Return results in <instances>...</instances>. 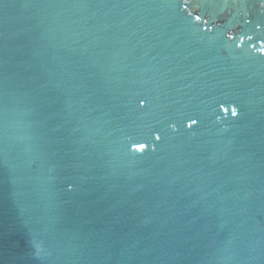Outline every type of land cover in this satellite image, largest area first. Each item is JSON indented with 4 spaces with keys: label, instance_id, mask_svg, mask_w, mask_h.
<instances>
[{
    "label": "water",
    "instance_id": "1",
    "mask_svg": "<svg viewBox=\"0 0 264 264\" xmlns=\"http://www.w3.org/2000/svg\"><path fill=\"white\" fill-rule=\"evenodd\" d=\"M260 49L259 0H0V264H264Z\"/></svg>",
    "mask_w": 264,
    "mask_h": 264
},
{
    "label": "snow or ice",
    "instance_id": "2",
    "mask_svg": "<svg viewBox=\"0 0 264 264\" xmlns=\"http://www.w3.org/2000/svg\"><path fill=\"white\" fill-rule=\"evenodd\" d=\"M259 3L261 4V6H264V0H259ZM196 19H200V17H196ZM259 26V25H258ZM249 39H251V37H249ZM260 51L264 52V49H260ZM233 115H237V113L235 111H233L232 113ZM157 139H159V136L157 137ZM141 148L144 147V145H140Z\"/></svg>",
    "mask_w": 264,
    "mask_h": 264
}]
</instances>
